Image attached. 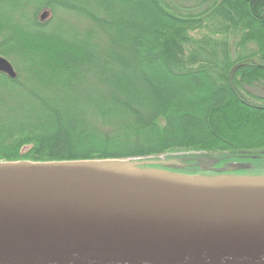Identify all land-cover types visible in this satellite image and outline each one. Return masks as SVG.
Masks as SVG:
<instances>
[{
    "label": "trees",
    "instance_id": "1",
    "mask_svg": "<svg viewBox=\"0 0 264 264\" xmlns=\"http://www.w3.org/2000/svg\"><path fill=\"white\" fill-rule=\"evenodd\" d=\"M0 56V161L264 176V0H0Z\"/></svg>",
    "mask_w": 264,
    "mask_h": 264
},
{
    "label": "water",
    "instance_id": "2",
    "mask_svg": "<svg viewBox=\"0 0 264 264\" xmlns=\"http://www.w3.org/2000/svg\"><path fill=\"white\" fill-rule=\"evenodd\" d=\"M137 164L0 161V264H264V176Z\"/></svg>",
    "mask_w": 264,
    "mask_h": 264
},
{
    "label": "rangeland",
    "instance_id": "3",
    "mask_svg": "<svg viewBox=\"0 0 264 264\" xmlns=\"http://www.w3.org/2000/svg\"><path fill=\"white\" fill-rule=\"evenodd\" d=\"M40 13H41V11H39V13L37 14V16H39ZM48 20H50V13H49L48 17L45 19V21H48ZM82 22L83 21H81L80 19H77V20L73 21L72 24H75L77 26H81L82 27V25H81ZM257 92H259L261 95H264V88L263 87H258L257 88ZM86 104L89 107L91 106V103L90 102H86ZM86 123L88 125H92L93 126V125L99 124L100 121H98V120L95 121V119H93V118H86ZM177 154H179V153H174V154L172 153V154H169V155H160L157 158H153V157H146V158H141V159H138V158H135V159H133V158H127V159H119V160H122V162L123 161L124 162H127V161L128 162H136V161H139V162L143 163V162H149L152 159H156L158 162L162 163L165 167H167L169 169H178L179 166H180V163L178 162L180 158H177L176 157ZM111 161H118V160H111Z\"/></svg>",
    "mask_w": 264,
    "mask_h": 264
}]
</instances>
